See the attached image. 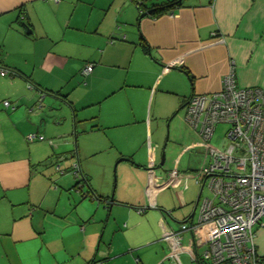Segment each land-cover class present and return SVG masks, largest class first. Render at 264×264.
<instances>
[{
  "label": "crops",
  "instance_id": "obj_1",
  "mask_svg": "<svg viewBox=\"0 0 264 264\" xmlns=\"http://www.w3.org/2000/svg\"><path fill=\"white\" fill-rule=\"evenodd\" d=\"M138 1L141 13L132 0H0V70L6 71L0 76L1 245L33 242L49 253V264H164L168 247L160 239L178 229L172 219L196 220L200 189L196 199L175 197L164 156L157 165L158 145L146 142L155 136L151 119L171 116L191 131L180 144L178 165L192 151L202 155L198 130L184 121L185 104L192 95L219 91L230 62L239 87L264 92V0H181L160 15L150 10L176 0ZM88 63L93 69L83 76ZM2 101L11 108H2ZM90 108L92 114L79 113ZM122 128L133 134L110 144L132 178L142 177L145 197L133 208L139 217L126 211L128 199L113 200L82 170L87 184L79 183L85 187L79 193L87 202L78 201L74 215L58 211L45 197L54 190L44 173L62 138L72 141L80 163L81 136ZM32 133L43 140L28 142ZM141 152L143 159L137 157ZM192 162L195 167L199 159ZM189 177L181 179L193 182ZM143 219L151 229L132 243ZM51 227L55 234L49 239ZM253 232L256 252L264 258V225ZM148 246L160 251L151 260L143 256ZM192 249L201 251L189 231L181 233L180 264L191 260ZM0 264L23 263L2 258Z\"/></svg>",
  "mask_w": 264,
  "mask_h": 264
},
{
  "label": "built area",
  "instance_id": "obj_2",
  "mask_svg": "<svg viewBox=\"0 0 264 264\" xmlns=\"http://www.w3.org/2000/svg\"><path fill=\"white\" fill-rule=\"evenodd\" d=\"M92 69L93 64L88 63L81 74L87 76ZM5 73L0 70V76ZM1 106L11 108L8 101H2ZM184 119L198 130L200 138L203 160L192 178L200 186L201 200L194 222L181 223L176 231L162 234L160 242L168 247L165 259L168 264H180L181 233L189 231L193 247L201 248L199 254L194 249L188 251L198 264H264L256 252L253 232L254 226H263L260 220L264 216V92L257 87H239L230 62L220 90L192 95L185 104ZM219 124L228 126L224 148L210 145ZM26 140L41 141L43 137L32 133ZM72 174L81 178L76 164ZM174 179L171 176L167 183ZM204 189L210 197L201 198Z\"/></svg>",
  "mask_w": 264,
  "mask_h": 264
},
{
  "label": "rangeland",
  "instance_id": "obj_3",
  "mask_svg": "<svg viewBox=\"0 0 264 264\" xmlns=\"http://www.w3.org/2000/svg\"><path fill=\"white\" fill-rule=\"evenodd\" d=\"M81 12L83 11H79L78 14L81 15ZM71 36H74V34H72ZM78 95L79 93L74 94L76 98L78 97ZM52 97L56 98L55 96ZM107 105H105L104 107L106 108ZM79 113L82 115H89L93 113V109H84L82 111H79ZM151 128L152 134H155V136H153L150 141L149 139H147L146 142L152 145H158L157 153L159 154V157L157 165L161 163V157L164 156V169L169 170L170 173H172L171 175L175 177L172 182L173 186L176 187V189L173 190L175 197L182 200L183 198L186 199L194 195L196 199L200 187L195 183L192 178L191 179L195 184L193 182L187 181V178H190L189 176L195 172L194 171L193 173H191L187 169H198L202 162V155H200L196 151H192L191 153L184 155L178 165L175 164V160L178 158V155L181 150L182 145L180 144L181 142L185 144L182 139L186 137V131L189 133L191 131H188V129L184 127V125H182L178 121H175V119L171 116L167 119H151ZM189 128L191 127L189 126ZM227 128L228 126L225 124L217 125L210 140V145L214 147L224 148L226 142L223 140V137ZM132 134L133 133L131 128H122L115 129L113 132L108 129H105L104 132H95L90 135L87 134L81 136L78 143H76L78 147H80V153L82 154V159L80 163L77 159V153L73 151L72 141L69 142L66 139L67 137H63L60 141V145L62 146L59 151H56L59 154L53 158V165L50 167V170L48 169L44 173L45 175L47 173V175H51V177L49 178V183L52 186V189L54 190V192L51 191L45 194V197L57 206L58 211L66 210L72 215L75 214L77 208L76 204L82 199V195L79 193V186L82 185V187H84L82 183L79 186L74 185L79 177L75 178L71 170L73 165L76 164L78 165L79 170H82V172L86 173L90 177L91 184L94 188L106 192V194L113 200H116V198L128 199V202L126 203L128 205L125 206L126 211H128V213L130 214L133 212L137 214L136 210L133 208L141 206L140 201H142L143 196L145 197V195L143 194L144 191H142L141 188L143 184L142 177L137 175V178H132V170H128L129 166H127V164H125L124 162L118 163V161L122 158L118 157L115 146L110 144V142L115 144V140H118L119 142H124ZM155 138L158 141H156ZM53 147L56 148L55 141H53ZM137 157L143 159L144 154L141 152ZM195 159H199V163L194 167V162L192 161H194ZM188 165H190L191 167H188ZM56 166H58L60 170H63L65 172L68 169L71 170L70 172H66L64 175H60L58 172L55 171ZM180 176L183 177V179L187 180H182ZM55 190L57 192H55ZM83 191H85V187ZM205 197H210V192L207 189H204L202 191L201 198ZM162 198L167 199L166 196H162ZM85 200H81V203H83V201L87 202ZM119 211L123 210L120 209ZM150 211L151 210H148L147 213ZM112 214L114 218L116 212L115 214ZM197 214L198 211L196 212L195 219H197ZM117 215H122V212H120V214L118 212ZM137 216L139 217V214H137ZM143 216L144 215H142V217ZM47 220L50 219L48 218ZM263 221L264 217L261 218L262 223L260 224L264 225ZM171 222L173 227L176 229L180 226L181 220L172 219ZM150 229V225H148L143 219L141 222H139V228L137 229L134 236L130 238L131 242L135 243L142 233ZM204 229H207V227L205 226ZM47 234L49 239L54 238L55 228L51 227L48 230ZM47 236H45V239ZM27 243L29 242L16 245L0 244V260L2 258L7 261L9 259L11 261H17L20 259L23 264H49L48 258L46 257V254L49 255V253L46 252V249L41 250L33 242H31V244ZM158 244L160 246L162 255V248L164 246H162L160 242H158ZM144 249H147L143 251V256L146 260H151L153 259V256L160 253L159 249L156 247L150 248V246H148ZM164 264H168L167 261L164 262ZM184 264L196 263L192 262L191 260L187 261V259H185Z\"/></svg>",
  "mask_w": 264,
  "mask_h": 264
},
{
  "label": "trees",
  "instance_id": "obj_4",
  "mask_svg": "<svg viewBox=\"0 0 264 264\" xmlns=\"http://www.w3.org/2000/svg\"><path fill=\"white\" fill-rule=\"evenodd\" d=\"M134 3H135V6H136V8H137V10L139 11V13H141L142 12V9H141V5H142V2L141 1H138V0H132ZM180 2H181V0H176V1H173L172 3H169V4H166V5H159V6H157L155 9H151L150 10V14H152V15H160V14H164V13H169V11L174 7V6H177V5H179L180 4ZM20 25H22V26H25L24 24H22V23H19ZM141 47L144 49V50H146L147 49V46H146V44L144 43V42H141ZM80 174H81V172H80ZM81 176V179H79L78 181H76V185H78L81 181H84L85 182V184H87L86 183V180H85V178L82 176V175H80ZM75 185V186H76ZM88 186V185H87ZM89 188V187H88ZM89 192H90V190H89ZM93 196H95L92 192H90ZM84 195H86V194H84ZM83 195V196H84ZM95 198V197H94Z\"/></svg>",
  "mask_w": 264,
  "mask_h": 264
},
{
  "label": "water",
  "instance_id": "obj_5",
  "mask_svg": "<svg viewBox=\"0 0 264 264\" xmlns=\"http://www.w3.org/2000/svg\"><path fill=\"white\" fill-rule=\"evenodd\" d=\"M29 32H27V34H28ZM197 200H198V198H197Z\"/></svg>",
  "mask_w": 264,
  "mask_h": 264
}]
</instances>
